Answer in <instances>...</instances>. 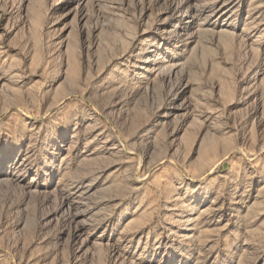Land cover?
<instances>
[{"label":"rangeland","instance_id":"rangeland-1","mask_svg":"<svg viewBox=\"0 0 264 264\" xmlns=\"http://www.w3.org/2000/svg\"><path fill=\"white\" fill-rule=\"evenodd\" d=\"M0 264H264V0H0Z\"/></svg>","mask_w":264,"mask_h":264}]
</instances>
